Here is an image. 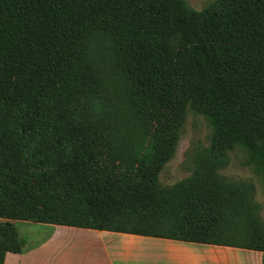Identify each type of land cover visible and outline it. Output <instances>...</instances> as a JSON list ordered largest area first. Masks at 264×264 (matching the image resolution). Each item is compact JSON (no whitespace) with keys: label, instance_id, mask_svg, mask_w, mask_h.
<instances>
[{"label":"trees","instance_id":"obj_1","mask_svg":"<svg viewBox=\"0 0 264 264\" xmlns=\"http://www.w3.org/2000/svg\"><path fill=\"white\" fill-rule=\"evenodd\" d=\"M188 108L210 143L163 185ZM235 146L264 177V0H0V217L253 249L264 264L251 194L220 172ZM1 225L0 264L20 251Z\"/></svg>","mask_w":264,"mask_h":264},{"label":"crops","instance_id":"obj_2","mask_svg":"<svg viewBox=\"0 0 264 264\" xmlns=\"http://www.w3.org/2000/svg\"><path fill=\"white\" fill-rule=\"evenodd\" d=\"M7 203L0 196L1 213H12ZM3 223L16 229L20 251H7L2 264H262L263 252L253 249L0 217Z\"/></svg>","mask_w":264,"mask_h":264},{"label":"rangeland","instance_id":"obj_3","mask_svg":"<svg viewBox=\"0 0 264 264\" xmlns=\"http://www.w3.org/2000/svg\"><path fill=\"white\" fill-rule=\"evenodd\" d=\"M185 1L191 8L199 10L207 7L213 0ZM211 133V127L205 117L188 108L176 152L159 174L160 182L163 185L173 184L191 173L190 166L194 150L197 147H207L210 143ZM223 160L221 174L232 183L244 185V190L251 194V201L256 206L258 219L264 225V177L253 171L252 165L239 147L235 146L229 149Z\"/></svg>","mask_w":264,"mask_h":264}]
</instances>
